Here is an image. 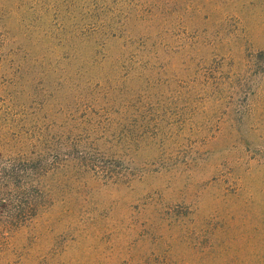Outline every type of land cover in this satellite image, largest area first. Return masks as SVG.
<instances>
[{
	"label": "rangeland",
	"instance_id": "rangeland-1",
	"mask_svg": "<svg viewBox=\"0 0 264 264\" xmlns=\"http://www.w3.org/2000/svg\"><path fill=\"white\" fill-rule=\"evenodd\" d=\"M0 153V264H264V0H0Z\"/></svg>",
	"mask_w": 264,
	"mask_h": 264
},
{
	"label": "trees",
	"instance_id": "trees-1",
	"mask_svg": "<svg viewBox=\"0 0 264 264\" xmlns=\"http://www.w3.org/2000/svg\"><path fill=\"white\" fill-rule=\"evenodd\" d=\"M51 165L43 157L26 159L0 153V225L18 229L31 222L46 203L41 179Z\"/></svg>",
	"mask_w": 264,
	"mask_h": 264
}]
</instances>
